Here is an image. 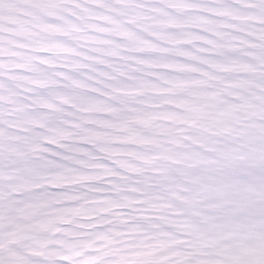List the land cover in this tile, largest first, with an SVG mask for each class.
<instances>
[{
  "label": "snow or ice",
  "instance_id": "1",
  "mask_svg": "<svg viewBox=\"0 0 264 264\" xmlns=\"http://www.w3.org/2000/svg\"><path fill=\"white\" fill-rule=\"evenodd\" d=\"M0 264H264V0H0Z\"/></svg>",
  "mask_w": 264,
  "mask_h": 264
}]
</instances>
